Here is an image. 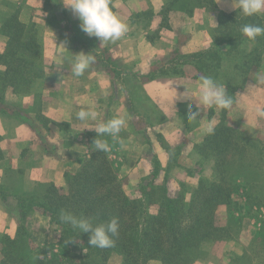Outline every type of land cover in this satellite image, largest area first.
Masks as SVG:
<instances>
[{
    "label": "rangeland",
    "instance_id": "rangeland-1",
    "mask_svg": "<svg viewBox=\"0 0 264 264\" xmlns=\"http://www.w3.org/2000/svg\"><path fill=\"white\" fill-rule=\"evenodd\" d=\"M213 3L217 6L215 10L211 7ZM206 4V10L213 14L219 10L231 12L236 9L233 6L235 0H206ZM110 7L128 24L129 30L115 42H101L81 31L79 19L72 13L70 7L64 6L62 0H0V28L2 29L1 25L6 19L15 15L23 24L26 35L33 34L39 48L38 58L33 63L40 71V76L33 79L31 84L16 87V90L7 86L5 92L1 93L0 83L2 94L0 100L7 104V107L1 105L0 108H5L12 116H19L27 122H36L38 126L49 130L50 119L44 115L42 107L45 102H49L50 94L53 93L50 88L57 87L53 85L58 84L57 91L60 94L67 91L76 93L78 83L83 90L85 87L83 82L87 83V78H99L104 88L112 90L115 87L111 96L117 97L113 98V102L120 107L118 97L123 87L129 96L125 102L128 111L124 108L116 115L110 113L104 119L124 116L126 125L118 136H105L99 139L109 144L110 150L105 154L119 176L124 191L129 195L135 192L137 184L142 179L150 178L156 162H159L160 170L156 179L157 184L166 181L171 191L184 194L187 198L196 188L201 176L212 178L214 157L201 154L197 148V144L202 143L206 137L199 129L208 123L217 126L218 123L225 122L238 129L239 135L261 141L258 142L259 146L263 147L261 153L248 152L243 166L239 168L236 164L234 169H231V173L244 175L246 183L252 186L249 190L234 194L233 197L237 204L231 208L236 215L241 216L240 223L232 226V231L225 239L205 246L207 255L201 263L264 264V119L256 118L252 111L257 103L264 104V92L259 90L254 80L257 71L264 72V55L258 67L240 80L234 81L233 86L236 87L229 92L234 100L230 109L205 107L201 109L197 119L193 120L189 114V104L193 105L192 110L195 111L194 99L183 101L185 99L182 98V101L177 100V103L167 106L172 102L169 103L165 99L156 100L153 96L156 88L149 87L150 90L147 92L143 85L147 81H159L158 92L170 93L171 96L177 94L181 96L185 91L183 86L185 85L188 89L186 94L194 96L199 85L195 87L194 82L199 83V79L193 76L198 74L193 66L187 64L192 61V54L212 44L214 28L208 24L210 21L201 24L200 32L198 31L196 36L193 35L194 29L191 24L178 36L172 35L169 31H163L157 36L159 30L168 28L169 24L168 22L160 24L158 28L149 27L154 22L155 12L148 0H110ZM136 8L138 11L133 12L132 10ZM188 11L187 17L193 18L194 10ZM196 16L198 11L195 12ZM80 52L93 55L95 63L84 76L77 78L72 75L65 58L70 59ZM180 70L185 74L181 75ZM151 75L154 77L149 78ZM83 77H86L84 81ZM73 79L72 84H66L67 80ZM182 80H185V84ZM216 80L223 83L225 79L218 77ZM83 102L88 104L86 101H79V106ZM96 104L95 110L98 109ZM88 106L92 107L91 102ZM61 110L66 111L65 104L61 106ZM185 116L187 122L183 124L182 119ZM101 120L100 115L92 121L97 125ZM51 124L56 125L55 122ZM57 125L60 129L71 128L65 121L57 122ZM75 129L73 134L75 141L84 143L88 148L84 155L85 159L91 152L94 141L91 132L95 130ZM58 134L57 136H60ZM53 136L51 140L55 141ZM161 156L162 158L164 156V160L165 156H168L169 162L163 164ZM142 159L150 166L149 173L138 179L131 178L133 174L135 177L137 164ZM254 164L255 168L252 167ZM78 167L72 170L69 168L66 172L73 173ZM5 177L4 189L11 192L17 189L22 191L21 171H6ZM47 183L40 182L32 192H27H40ZM59 188L65 192L67 188L65 178L64 186ZM261 228L262 234L256 237V232ZM49 245L44 243L40 246L49 249ZM59 245L52 244V250H58ZM71 245L72 243L66 248L77 246ZM50 255L51 252H47V256ZM120 263L119 255L110 256L109 264Z\"/></svg>",
    "mask_w": 264,
    "mask_h": 264
},
{
    "label": "trees",
    "instance_id": "trees-1",
    "mask_svg": "<svg viewBox=\"0 0 264 264\" xmlns=\"http://www.w3.org/2000/svg\"><path fill=\"white\" fill-rule=\"evenodd\" d=\"M175 1L167 0L162 6L161 25L168 22L169 13L175 10ZM197 1L201 8L207 5L206 0ZM211 7L217 9L215 3ZM210 24L214 28L212 44L192 54V61L187 65L193 66L197 72L198 75L193 76L196 79L199 74L225 79L222 84L229 94L236 87L234 81L261 63L264 36L249 40L240 29L245 24L264 26V15L247 17L239 9L231 12L219 10L215 11ZM1 26L8 38L4 51L0 53V83L1 93H4L7 86L16 90V87L31 84L40 76L39 68L33 63L38 58L39 48L33 34L26 35L23 24L15 15ZM180 72L185 74L183 70ZM1 105L7 107L0 100ZM2 110L6 111L0 108ZM182 122H187L186 116ZM91 135L94 140L96 133L91 132ZM258 142L261 141L239 135L238 129L225 122L218 123L214 134L207 135L202 143L197 144L201 154L214 157L213 177L201 176L189 198L171 191L166 181L157 184L159 162L155 163L150 178L142 179L135 192L127 194L105 152L95 151L91 145V152L77 170L65 172V192L55 184L47 183L40 192L19 195L17 234L14 238H1L0 264H109L110 256L114 254L120 256V264H146L150 259H158L162 264L203 262L207 255L205 246L225 239L232 226L240 223L241 216L231 208L237 204L233 197L252 186L246 183L244 175L231 172L236 164L239 168L243 166L248 152H262L263 147ZM0 191L6 195L8 190ZM35 208L61 227L58 250L53 251L49 243V249L31 243L27 217ZM61 209L92 217L96 223H107L116 218L120 227L119 234L113 237L114 246L105 249L92 247L88 243L90 233L78 234L59 220ZM260 234L262 228L256 232V237ZM71 243L77 244L78 251L66 248ZM47 252H51L50 257Z\"/></svg>",
    "mask_w": 264,
    "mask_h": 264
},
{
    "label": "crops",
    "instance_id": "crops-1",
    "mask_svg": "<svg viewBox=\"0 0 264 264\" xmlns=\"http://www.w3.org/2000/svg\"><path fill=\"white\" fill-rule=\"evenodd\" d=\"M150 7L155 12V18L153 23L149 26L151 28H158L161 22L160 10L164 4L165 0H148ZM217 4V3H216ZM201 4L197 0H176L175 10L171 11L169 14L168 24L169 27L159 30L157 36L161 35L163 31H169L172 35L178 36L184 33L187 25L191 24L194 29V34L200 32L201 24L214 20L215 14L207 11L200 7ZM185 9L194 10L193 18L192 16L187 17L189 11ZM133 12H137L138 8L133 9ZM198 11V16L195 17V12ZM209 25L210 22L208 23ZM199 27V28H198ZM156 30V29H155ZM168 33V32H165ZM145 34V33H143ZM133 37V36H131ZM7 36L3 34L0 28V53L5 49L7 43ZM86 77H83L84 81ZM88 82L84 83L85 86L81 90L80 83L77 84V92L72 93L67 91L65 94H60L57 91V86L55 89L52 87L53 93L50 94L49 102H45L43 105V113L46 117L50 119L49 130L38 126L36 122L26 121L19 116H12L6 111H0V189H4L6 171H21V188L14 191H7L6 195L0 191V241L3 236H8L14 238L18 230V220L20 217V207L18 202H20L19 195L34 190L38 183L51 182L59 187L64 186V174L67 169H74L78 167L81 161L84 159V155L88 152V148L84 143H78L74 139V128L75 130H94L95 121L87 120L80 121L76 118V112L80 107H88L89 102L93 110L96 112L97 116H102V120H105V116L111 114H117L120 110L128 111L125 102L129 96H127L121 82L118 84L122 87L120 95L118 97L121 102L120 105H116L113 102L111 94L115 90V87L111 90L109 88H104V85L100 83L99 78H87ZM73 80H67L66 84H72ZM159 81H147L144 82L143 87L149 92V87L156 88L154 98L168 100L167 106H171L177 103L179 100L182 101L180 95L171 96L170 93L158 92L157 89ZM185 84V80H182ZM195 87L198 82H194ZM99 85H101L99 87ZM109 87V84H107ZM194 87V88H195ZM259 90L264 92V86H259ZM79 94H82L79 96ZM194 96L198 94V89L195 90ZM111 96V97H110ZM177 96V98H175ZM178 100V101H177ZM66 101V103H64ZM79 101H86L79 106ZM177 101V102H176ZM183 101H187L186 99ZM97 102V104L95 103ZM117 102V101H116ZM65 104L66 111L61 110V106ZM93 104V105H92ZM98 107L97 110L95 105ZM101 106V108H100ZM45 111V112H44ZM64 112V113H63ZM101 120V121H102ZM65 121L70 124L73 129H60L57 122ZM55 122L56 125L51 123ZM13 123V124H11ZM60 133V134H58ZM60 135V136H57ZM52 135L55 136V141H52ZM53 136V138H54ZM144 155V154H143ZM144 157V156H143ZM162 158V156L160 157ZM163 164L169 162L168 156H164L161 159ZM135 177L130 176L133 179H138V177H143L149 173L150 166L143 159L138 162L136 167ZM18 191V192H17ZM20 192V193H19ZM27 229L30 235V240L33 245L40 246L44 243H50L57 245L61 243V232L62 229L55 223H52L49 216L42 213L39 209H33L30 215L27 217ZM77 246H72L73 251H78ZM0 252V260H1ZM146 264H162L158 259H150ZM197 264H202L197 263ZM208 264V262H207ZM218 264V263H216Z\"/></svg>",
    "mask_w": 264,
    "mask_h": 264
},
{
    "label": "clouds",
    "instance_id": "clouds-1",
    "mask_svg": "<svg viewBox=\"0 0 264 264\" xmlns=\"http://www.w3.org/2000/svg\"><path fill=\"white\" fill-rule=\"evenodd\" d=\"M62 2L65 7H70L72 13L80 21L81 31L89 37H95L101 42H115L129 30L128 24L113 12L110 7V0H62ZM233 6L247 17L264 15V0H235ZM240 31L249 40L253 41L259 36H264V26L258 24H245ZM65 63L70 65L72 75L79 78L84 76L90 66L95 63V57L89 53L80 52L74 54L70 59L65 58ZM198 79V95H187L188 89L183 85L185 91L180 97L189 101L193 99L196 101L195 111L192 110L193 105L189 104V114L193 120L197 119L201 109L205 107L230 109L233 106L234 100L226 91L224 84L212 76L203 74H199ZM254 80L258 87L264 86V72L257 71ZM252 111L256 118L264 119V104L257 103L253 106ZM75 115L80 121L96 120L97 118L96 112L90 106L80 107ZM125 125L126 119L124 116H114L110 119L99 121L94 128H90L94 129L96 133V138L92 144L94 145L93 150L100 152L109 151V144L99 138L105 136L116 137ZM199 130L202 135H212L215 132V126L208 123ZM59 220L63 224L70 226L78 234L90 233L88 243L95 248L105 249L113 247L115 244L113 237L119 234L120 226L116 218L107 223H96L92 217L77 215L61 209Z\"/></svg>",
    "mask_w": 264,
    "mask_h": 264
}]
</instances>
